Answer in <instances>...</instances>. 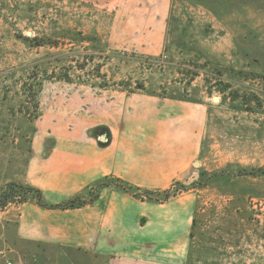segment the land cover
I'll return each mask as SVG.
<instances>
[{"label": "rangeland", "instance_id": "1", "mask_svg": "<svg viewBox=\"0 0 264 264\" xmlns=\"http://www.w3.org/2000/svg\"><path fill=\"white\" fill-rule=\"evenodd\" d=\"M161 10L0 0V150L28 142L49 106L125 104L134 94L206 104V171L150 196L197 192L191 242L201 264H264V0H169ZM7 185L0 233L1 215L32 200L17 191L4 202ZM0 247V264H68Z\"/></svg>", "mask_w": 264, "mask_h": 264}, {"label": "crops", "instance_id": "2", "mask_svg": "<svg viewBox=\"0 0 264 264\" xmlns=\"http://www.w3.org/2000/svg\"><path fill=\"white\" fill-rule=\"evenodd\" d=\"M114 14H166L169 0H82ZM125 104L49 106L28 142L1 145L0 190H38L48 205L84 200L106 179L161 193L206 171L207 105L134 94ZM197 165V166H196ZM197 192L156 201L113 185L73 209L29 200L1 215L0 243L22 253L68 256V264H201L192 248ZM12 250V251H13ZM196 252V253H195Z\"/></svg>", "mask_w": 264, "mask_h": 264}, {"label": "trees", "instance_id": "3", "mask_svg": "<svg viewBox=\"0 0 264 264\" xmlns=\"http://www.w3.org/2000/svg\"><path fill=\"white\" fill-rule=\"evenodd\" d=\"M260 80H262V84L264 86V75L258 77ZM63 80L67 81V76H65V78H62ZM236 96L232 97V101H235V99L239 98L240 96L238 94H234ZM241 105H248L247 103H249L250 99L246 98L245 96L241 97ZM255 105L256 106H260V104H258L257 99L255 98ZM110 180L112 179H106L102 182H100L99 184H97L96 186H99L100 188L108 186V185H113L116 186L118 188H121L125 191L130 192L132 195L140 197L138 194V191L136 190H132L131 187H128L126 185H124L123 183L119 182L118 180H112L113 182H111ZM110 183H109V182ZM17 191H20L23 195H30V198L35 201V203L44 209H73V208H78L81 207L83 205H85L86 203L91 202L93 199H95L97 193L92 197V199L85 201V200H80V199H73L70 200L64 204L58 205V206H53V205H48L45 203V201L43 200V197L41 195V193L33 188L30 187H24L18 184H13L10 183L7 185L6 190L3 192V194L1 195V197L4 199V202H7L9 198H11L13 196V194H15ZM143 194L145 195L146 199H154L156 201H165L167 200V198L169 197V195L167 194V196L165 195L166 199H160L157 200L154 197L150 196L152 193L149 192H143ZM1 206L3 205V202L0 203Z\"/></svg>", "mask_w": 264, "mask_h": 264}, {"label": "built area", "instance_id": "4", "mask_svg": "<svg viewBox=\"0 0 264 264\" xmlns=\"http://www.w3.org/2000/svg\"><path fill=\"white\" fill-rule=\"evenodd\" d=\"M176 184H177V183L173 184V186H172L170 189H168L167 191L169 192V191H171L172 189H174V188L176 187ZM167 191H165V192H167ZM138 194H139V196H140L141 198H145V195H144L143 193L138 192ZM1 254H3V251H2V249H1V247H0V255H1ZM7 264H11V263L8 262Z\"/></svg>", "mask_w": 264, "mask_h": 264}, {"label": "water", "instance_id": "5", "mask_svg": "<svg viewBox=\"0 0 264 264\" xmlns=\"http://www.w3.org/2000/svg\"><path fill=\"white\" fill-rule=\"evenodd\" d=\"M213 101H214V102H217V101H218V98H216V97L213 98Z\"/></svg>", "mask_w": 264, "mask_h": 264}]
</instances>
